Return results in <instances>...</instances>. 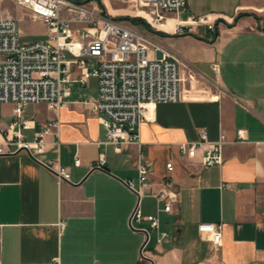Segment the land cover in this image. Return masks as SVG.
<instances>
[{
    "label": "crops",
    "instance_id": "crops-1",
    "mask_svg": "<svg viewBox=\"0 0 264 264\" xmlns=\"http://www.w3.org/2000/svg\"><path fill=\"white\" fill-rule=\"evenodd\" d=\"M190 16L209 17L217 32L172 31ZM158 28L167 31L160 44L181 62L180 99L148 108L139 145L104 143L105 127L81 103L97 95L95 79L73 85L68 107L25 108L34 127L24 131L28 141L59 122L40 158L58 159L71 178L61 182L24 154L0 156V264H264V0H189L186 12ZM12 108L3 106L2 128L13 122ZM203 130L211 142L225 134L222 165L206 168L201 155L180 153ZM239 131L243 142L235 141ZM140 154L151 166L140 207L169 233L159 244L144 223V256L148 236L131 223L138 196L127 185L138 181ZM164 187L179 196L170 213L158 212L151 196ZM202 223L222 227L219 246L199 232Z\"/></svg>",
    "mask_w": 264,
    "mask_h": 264
},
{
    "label": "built area",
    "instance_id": "built-area-1",
    "mask_svg": "<svg viewBox=\"0 0 264 264\" xmlns=\"http://www.w3.org/2000/svg\"><path fill=\"white\" fill-rule=\"evenodd\" d=\"M25 16L47 27V38L34 43H22L20 23L23 19L5 15L0 0V118L6 104L13 106V122L8 128L0 126V156L24 154L41 163L62 181H70L71 175L58 159H42L47 153L49 137L59 126L50 121L34 140L28 141L24 131L33 129L24 119V110L30 104H45L51 110L68 107L73 85H87L90 79L97 81V95L85 98L81 103L87 113L96 116L106 129L105 144L122 149L140 144V126L147 119L149 106L177 103L180 99L181 62L167 51L151 34L140 30L136 19L143 18L144 25L158 28L166 23L170 14L186 12L189 0H12ZM121 2L129 7L142 8L136 17H118L111 14L108 5ZM197 26H205L217 32V25L207 16H190L174 23V33L185 34ZM161 53L162 58L157 57ZM213 69L218 72V65ZM246 140L244 131L237 133L236 142ZM228 143L225 134L211 142L206 131L198 141L180 145V153L189 158L201 155L204 167L222 165L223 147ZM58 145V143H55ZM76 164L79 160L76 159ZM105 164L103 158L99 165ZM167 171H174V164L167 163ZM151 166L140 154L138 181L127 185L138 196L131 223L148 238L141 255L150 240L149 224L157 233V243L169 238L161 230L158 214L145 215L140 207L149 188ZM168 176L164 185L170 182ZM232 188V185H224ZM158 204V212L170 213L179 201L172 187H164L152 194ZM135 225V226H134ZM137 225V226H136ZM61 229L65 223L60 224ZM199 232L209 235L215 246L222 241V227L202 223Z\"/></svg>",
    "mask_w": 264,
    "mask_h": 264
},
{
    "label": "rangeland",
    "instance_id": "rangeland-1",
    "mask_svg": "<svg viewBox=\"0 0 264 264\" xmlns=\"http://www.w3.org/2000/svg\"><path fill=\"white\" fill-rule=\"evenodd\" d=\"M108 6L111 14L118 17H136V12L143 10L142 8L129 7L128 5L119 1L114 2L112 6ZM1 9L5 15L23 17L20 23L22 43H34L37 41H43L47 38V27L43 23L36 21L31 17L25 16L22 9L18 8L12 0H2ZM144 21L147 22L143 18V20L139 22L137 21L135 24L140 30L148 32L158 43H160V37L164 36L166 33L156 28L150 27L149 25H144Z\"/></svg>",
    "mask_w": 264,
    "mask_h": 264
},
{
    "label": "water",
    "instance_id": "water-1",
    "mask_svg": "<svg viewBox=\"0 0 264 264\" xmlns=\"http://www.w3.org/2000/svg\"><path fill=\"white\" fill-rule=\"evenodd\" d=\"M162 56H163V55H162L161 53H157V57H158V58H162Z\"/></svg>",
    "mask_w": 264,
    "mask_h": 264
},
{
    "label": "trees",
    "instance_id": "trees-1",
    "mask_svg": "<svg viewBox=\"0 0 264 264\" xmlns=\"http://www.w3.org/2000/svg\"><path fill=\"white\" fill-rule=\"evenodd\" d=\"M134 21H135V22H137V21L139 22V21H141V20H140V19H136V20H134Z\"/></svg>",
    "mask_w": 264,
    "mask_h": 264
},
{
    "label": "bare ground",
    "instance_id": "bare-ground-1",
    "mask_svg": "<svg viewBox=\"0 0 264 264\" xmlns=\"http://www.w3.org/2000/svg\"><path fill=\"white\" fill-rule=\"evenodd\" d=\"M109 7V6H108ZM152 106V105H151ZM151 106H149V107H151Z\"/></svg>",
    "mask_w": 264,
    "mask_h": 264
}]
</instances>
